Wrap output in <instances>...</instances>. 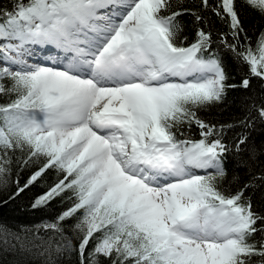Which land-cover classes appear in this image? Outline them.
<instances>
[{
  "label": "snow or ice",
  "instance_id": "obj_1",
  "mask_svg": "<svg viewBox=\"0 0 264 264\" xmlns=\"http://www.w3.org/2000/svg\"><path fill=\"white\" fill-rule=\"evenodd\" d=\"M242 2L264 16V0ZM183 3L0 6V95L9 98L0 104V179L14 163H39L25 188L51 169L61 178L33 207L64 193L74 199L31 240L0 229V251L35 250L50 260L76 253L79 264H102L101 257L109 264H264V214L245 194L256 184L226 193L219 183L232 148L248 152L249 160L255 149L247 136L230 147L225 126L198 115L236 87L227 84L205 13L228 24L235 43H220L260 79L264 32L255 46L240 42L245 29L237 0ZM184 14L205 25L187 46L178 43ZM249 85L243 79L241 86ZM259 116L264 119V106ZM193 125L199 139L186 134ZM17 153L26 155L21 160ZM252 179L264 185V175ZM70 219L81 234L78 245L65 235ZM40 229L51 235L39 236Z\"/></svg>",
  "mask_w": 264,
  "mask_h": 264
},
{
  "label": "trees",
  "instance_id": "obj_2",
  "mask_svg": "<svg viewBox=\"0 0 264 264\" xmlns=\"http://www.w3.org/2000/svg\"><path fill=\"white\" fill-rule=\"evenodd\" d=\"M13 2L14 0H0V6L11 8ZM210 2L216 4L219 0H210ZM197 4L199 0H184L183 7L194 8ZM237 8L245 29V32L241 34L240 42H251L255 46L258 35L264 32V16L248 8L242 0H237ZM205 14L211 26L213 50L218 51L223 59L228 76L227 84L236 85V87L227 88L225 98L221 102L201 109L198 115L217 127L225 126L224 142L230 147L241 136H247V144L255 149V155L249 160L248 152L236 154L235 149L232 148L224 161L227 175L219 183L226 193H235L246 183L256 184V187L247 189L245 194L251 199L254 211L264 214V185L252 179L254 176L264 175V119L259 116V109L264 106V79L252 77L248 66L238 62L233 54L220 43L222 38H226L229 43H235L228 24L211 12ZM178 19L183 29L178 43L182 41L184 46H187L194 42L197 28L205 27V25L197 22L191 14H184ZM245 35L249 38L248 41L244 40ZM185 37L187 40L184 39ZM245 78L250 80L248 88L241 86ZM8 100L7 96L0 95V104L7 103ZM186 134L192 139L200 138L199 129L195 125ZM25 155L17 153L21 160ZM240 161H247V164H242ZM39 166V163L28 165L22 162L14 163L7 177L0 179V229H7L21 236L27 234L30 240L33 234L37 233L38 226L54 221L74 203V199H69L71 193H64L46 204L33 207L37 199L61 178L55 169H51L25 188L29 178ZM19 188L24 190L17 195ZM75 222L74 219L66 222L65 235L72 239L74 245H78L81 234L73 231L72 226ZM38 235L47 238L51 233L40 229ZM100 259L102 264H109L103 257ZM0 264H79V258L76 253L60 257L53 255L50 260L47 254L41 256L35 250L33 253L0 251Z\"/></svg>",
  "mask_w": 264,
  "mask_h": 264
},
{
  "label": "rangeland",
  "instance_id": "obj_3",
  "mask_svg": "<svg viewBox=\"0 0 264 264\" xmlns=\"http://www.w3.org/2000/svg\"><path fill=\"white\" fill-rule=\"evenodd\" d=\"M43 55V54H42ZM30 62H32V61H30Z\"/></svg>",
  "mask_w": 264,
  "mask_h": 264
}]
</instances>
